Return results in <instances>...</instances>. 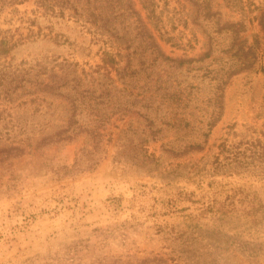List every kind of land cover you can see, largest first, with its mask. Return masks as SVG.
<instances>
[{
  "label": "rangeland",
  "instance_id": "1",
  "mask_svg": "<svg viewBox=\"0 0 264 264\" xmlns=\"http://www.w3.org/2000/svg\"><path fill=\"white\" fill-rule=\"evenodd\" d=\"M71 1L0 15V146L33 143L0 156V264H264V0ZM96 108L76 169L84 136H44Z\"/></svg>",
  "mask_w": 264,
  "mask_h": 264
},
{
  "label": "trees",
  "instance_id": "2",
  "mask_svg": "<svg viewBox=\"0 0 264 264\" xmlns=\"http://www.w3.org/2000/svg\"><path fill=\"white\" fill-rule=\"evenodd\" d=\"M27 0H0V15L3 13L10 14L13 16L16 12L20 11L18 8L19 4L24 3ZM152 1L154 0H146ZM57 3L59 0H36L37 10L43 9L45 11L51 10V12L56 11ZM63 3H70V6H73L75 10H77V6H75L74 2L71 0H62ZM145 7V6H144ZM147 7V6H146ZM153 9L148 10L149 13L152 12ZM44 11V12H45ZM264 12L261 13L259 16V22L262 27H264ZM22 18V17H21ZM33 31V30H32ZM23 34L19 38H14V35H10L6 33L5 30L0 29V58H5L11 52V50L17 46L18 42H20L23 38ZM153 43L154 47L157 52V57H164L165 59L175 60L168 55L165 54L162 45L159 42V39L153 36ZM192 60V59H190ZM180 64L183 63V60L180 59ZM116 64V58L112 56V54L107 53L106 57L103 60V64L99 65V69H104V73L108 74L111 73V68H114ZM71 66V64H69ZM67 65V66H69ZM76 87L80 84V79L76 76ZM90 88H85L82 90V98H90L92 95ZM99 98V103L102 102L104 98V94L101 93L98 96H94ZM76 103V102H75ZM96 112V119L93 122H88L87 124H78L73 128L69 127H62L57 131H48L47 134L44 136L45 139H48V142L51 143H64L68 140L78 139L79 135L84 136L82 140V145L78 148L77 154L74 161V166L76 169H94L98 166L101 160L105 157V148L102 145L103 137L108 132V122L102 121V118L105 117L104 112H99L100 109H95ZM75 113V112H74ZM4 109H0V120L5 118ZM71 119V118H70ZM78 123V121H74L73 123ZM46 129L43 130L45 132ZM84 133V134H83ZM31 138V137H30ZM28 139L25 142L24 140L18 141H11L9 145H2L0 146V156L1 157H17L25 153V148L30 147L33 143ZM109 140V139H108ZM199 146V145H198ZM217 159V158H216ZM218 162V163H217ZM220 164L218 160H216L215 164ZM212 168H217V165H212Z\"/></svg>",
  "mask_w": 264,
  "mask_h": 264
}]
</instances>
